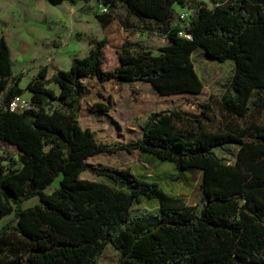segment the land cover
Returning a JSON list of instances; mask_svg holds the SVG:
<instances>
[{
	"label": "trees",
	"instance_id": "trees-1",
	"mask_svg": "<svg viewBox=\"0 0 264 264\" xmlns=\"http://www.w3.org/2000/svg\"><path fill=\"white\" fill-rule=\"evenodd\" d=\"M96 1L120 2L127 12L161 22L184 0ZM190 1L187 24L167 27L156 52L123 34L111 67L103 65V47L115 17L94 13L104 34L88 52L49 76L48 66H40L24 86L12 73L11 51L0 34V141L17 150L7 163L0 157V217L11 213L0 225V264H94L107 241L119 252L116 264H264V124L232 119L244 117L251 105L256 112L264 107V95L250 99L264 88V0H209L210 7ZM197 46L209 58L232 60L231 92L218 103L221 118L210 100L196 102L194 113L155 110L127 141L101 140L79 123L80 77L142 80L162 95L200 91L191 56ZM24 90L32 105L9 110L10 97ZM228 143L237 144L233 161L214 152ZM119 149H139L179 172L199 170L197 201L188 203L128 167L85 162ZM83 170L102 179L82 177ZM32 196L37 200L23 206ZM142 198L154 205H138Z\"/></svg>",
	"mask_w": 264,
	"mask_h": 264
},
{
	"label": "rangeland",
	"instance_id": "rangeland-1",
	"mask_svg": "<svg viewBox=\"0 0 264 264\" xmlns=\"http://www.w3.org/2000/svg\"><path fill=\"white\" fill-rule=\"evenodd\" d=\"M9 2V0H6ZM14 6L1 11L0 34L3 33L11 51L12 73L20 74L18 84L24 86L37 69L46 64V76L55 68H66L72 56H82L91 47V41L101 38L104 34L94 13L110 11L115 20L111 22L108 42L103 47L104 67L115 64L114 47L120 43L123 34L126 38L139 41L148 46L152 52L166 40L163 36L169 26L186 25L193 14V3L184 0L174 3L170 18L156 22L148 18H140L134 12H127L120 2L103 5L96 0H65L51 4L46 0H13ZM212 6L209 0H196ZM218 1V0H216ZM5 2V0L3 1ZM6 2V3H7ZM9 7V6H8ZM180 11L186 12V17H178ZM129 27L123 30L124 24ZM183 32V30H181ZM192 61L199 76L202 87L200 91L173 94H158L150 85L142 80L131 82H116L112 79L98 81L95 78L80 77L83 84V94L80 98L78 121L82 126H88L95 131L98 138L105 141H127L139 135V125L146 115L155 110L178 107L190 113L198 112L196 102L210 100L221 118L218 103L223 94H229L230 77L233 71L232 60L227 58L218 61L209 58L201 46L192 51ZM47 86L57 89L55 83L48 82ZM24 96L28 92L24 90ZM264 95V88L253 90L250 99ZM107 97L109 100L107 102ZM107 104L101 109L96 103ZM240 125L249 121L264 124V107L256 112L251 105L244 117H233ZM237 144L228 143L214 152L226 161H233ZM1 161L7 163L16 159L17 150L11 144L0 141ZM87 164H105L114 167H128L138 175L156 180L163 189L181 195L188 203H194L199 197L198 182L200 171L188 168L179 172L168 161L160 162L154 156H148L139 149L129 152L119 149L113 152L101 151L85 158ZM82 177L102 179L87 170L79 173ZM57 182L54 181L45 188L50 192ZM37 200L36 196L25 199L23 206H28ZM140 206H151L154 202L141 199ZM11 213L0 217V225L9 220ZM119 258L118 250L107 241L97 256L94 264H116Z\"/></svg>",
	"mask_w": 264,
	"mask_h": 264
},
{
	"label": "built area",
	"instance_id": "built-area-1",
	"mask_svg": "<svg viewBox=\"0 0 264 264\" xmlns=\"http://www.w3.org/2000/svg\"><path fill=\"white\" fill-rule=\"evenodd\" d=\"M178 17L183 19L186 17V12L180 11ZM179 34L188 36L187 33L178 31ZM7 107L9 110H22L32 105L28 96H24L23 93H16L10 97L7 102Z\"/></svg>",
	"mask_w": 264,
	"mask_h": 264
},
{
	"label": "crops",
	"instance_id": "crops-1",
	"mask_svg": "<svg viewBox=\"0 0 264 264\" xmlns=\"http://www.w3.org/2000/svg\"><path fill=\"white\" fill-rule=\"evenodd\" d=\"M4 0H0V10L1 11H6L8 13V9L12 8L14 6V1L13 0H9V2H7L5 0V2H3ZM47 1V0H46ZM7 2V3H6ZM48 2V1H47ZM9 6V7H8ZM0 18L3 20V21H6V19H4L1 14H0Z\"/></svg>",
	"mask_w": 264,
	"mask_h": 264
}]
</instances>
